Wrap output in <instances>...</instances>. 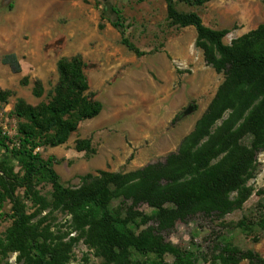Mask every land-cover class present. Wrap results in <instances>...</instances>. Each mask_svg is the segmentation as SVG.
<instances>
[{
	"label": "rangeland",
	"instance_id": "374dc122",
	"mask_svg": "<svg viewBox=\"0 0 264 264\" xmlns=\"http://www.w3.org/2000/svg\"><path fill=\"white\" fill-rule=\"evenodd\" d=\"M176 8L197 13L212 29L227 30L225 44L264 22V0H210L200 6L176 1ZM118 17L122 26L116 28L112 22ZM122 36L143 54L123 45ZM195 40L193 27L170 22L163 0H0V92H7L5 101L0 99V132L11 138L8 148L0 146V239L12 223L6 182L23 202L40 234L38 239L68 249L65 264H132L154 256L134 250L115 259L98 254L86 235L87 226L78 227L70 211L53 205L48 181L35 180L44 200L41 203L8 180L23 173L21 162L10 152L17 144V124L22 121L15 115L14 105L18 99L33 106L46 102L58 82V60L80 55L86 63L89 90L100 101L101 111L81 121L64 144L36 150L42 158L53 155L59 160L53 168L61 184L69 188H78L86 174L143 169L178 150L224 80L222 72L206 64ZM7 53L17 56L20 72L13 73L1 62ZM35 81L43 88L40 97L32 92ZM228 117L226 112L214 128ZM86 138L93 151H77L76 142ZM250 139L248 136L243 142L249 144ZM246 186L247 198L235 202L226 214L197 212L186 220H175L166 229L153 219L129 217V202L122 198L112 199L108 209L135 234L160 235L165 242L194 252V264H209L223 241L264 258V228L259 225L264 218V150L257 155L254 175ZM133 209L142 215L153 213L147 204ZM31 258L33 253H3L0 248V264H34ZM164 258L173 261L169 254ZM238 264L250 263L242 260Z\"/></svg>",
	"mask_w": 264,
	"mask_h": 264
},
{
	"label": "trees",
	"instance_id": "16d2710c",
	"mask_svg": "<svg viewBox=\"0 0 264 264\" xmlns=\"http://www.w3.org/2000/svg\"><path fill=\"white\" fill-rule=\"evenodd\" d=\"M163 1L170 22L193 27L195 46L202 50L206 64L224 74L209 108L176 152L163 161L128 173L86 174L78 188L61 184L53 168L59 160L53 155L42 158L36 149L64 144L81 121L101 111L100 101L89 90L84 72L86 63L80 55L58 60V82L46 102L33 106L18 99L14 105V113L22 121L17 124V144L11 146L10 152L21 162L23 173L8 180L22 187L30 199L41 203L44 200L35 188V180L48 181L53 189V205L70 211L78 227L87 226L86 235L98 254L110 259L129 250L144 256L154 255L134 260L132 264H194L196 256L190 250L165 242L160 235L135 234L125 220L108 209L112 199L129 202L126 207L129 217L153 219L162 229L197 212L223 215L235 202H243L249 195L246 184L254 175L257 155L264 150V22L225 44L227 30L212 29L197 13L176 8V1L200 6L210 0ZM112 25L121 27L120 17ZM121 43L137 55L143 54L123 36ZM1 62L13 73L21 70L14 53L4 54ZM32 92L36 97L42 95L39 81L33 83ZM6 95L7 92H0V99L5 101ZM226 112L229 117L222 126L214 128ZM248 136L250 142L245 144L243 141ZM9 143L11 138L0 132V146L8 148ZM75 147L77 151H93L88 138L78 140ZM4 191L11 202L12 223L5 238L0 239L1 251L33 253L34 264H65L68 249L40 241V234L14 189L4 182ZM233 193L236 195L231 199ZM141 204L153 208V213L142 215L133 209ZM240 224L248 228L247 223ZM259 225L264 228V218ZM165 254L173 257L172 263L165 260ZM242 260L264 264V258L258 253L240 249L228 241L217 247L209 264H238Z\"/></svg>",
	"mask_w": 264,
	"mask_h": 264
}]
</instances>
